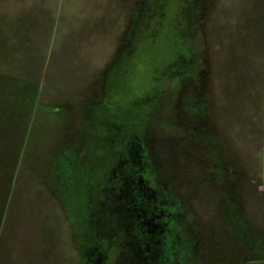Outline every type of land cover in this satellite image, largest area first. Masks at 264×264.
<instances>
[{"label":"rangeland","instance_id":"1","mask_svg":"<svg viewBox=\"0 0 264 264\" xmlns=\"http://www.w3.org/2000/svg\"><path fill=\"white\" fill-rule=\"evenodd\" d=\"M0 211V264H264V0H0Z\"/></svg>","mask_w":264,"mask_h":264},{"label":"crops","instance_id":"2","mask_svg":"<svg viewBox=\"0 0 264 264\" xmlns=\"http://www.w3.org/2000/svg\"><path fill=\"white\" fill-rule=\"evenodd\" d=\"M57 85H61V83H57ZM62 85L64 87H67L66 84H62ZM242 161L243 160H240V159L235 160L234 158L227 157V156L210 159L209 165L211 167V170L209 171L212 172V174H214L216 178H219V176L224 177L225 180H223V182H227L228 184V181H229L228 174H232V176H237L239 178L240 177L242 178L243 170L237 167L240 164H243ZM0 214H1V211H0Z\"/></svg>","mask_w":264,"mask_h":264},{"label":"trees","instance_id":"3","mask_svg":"<svg viewBox=\"0 0 264 264\" xmlns=\"http://www.w3.org/2000/svg\"><path fill=\"white\" fill-rule=\"evenodd\" d=\"M175 75H176V78H177V79L181 78V76H182V74L180 75V74H178V73L174 74V77H175ZM176 84H177V83H176Z\"/></svg>","mask_w":264,"mask_h":264}]
</instances>
